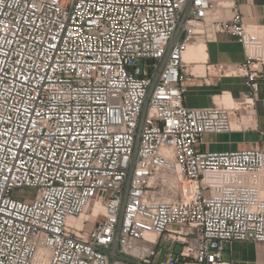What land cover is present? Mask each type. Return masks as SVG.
I'll return each instance as SVG.
<instances>
[{"label": "built area", "instance_id": "2783aa9c", "mask_svg": "<svg viewBox=\"0 0 264 264\" xmlns=\"http://www.w3.org/2000/svg\"><path fill=\"white\" fill-rule=\"evenodd\" d=\"M218 5L0 0V264H231L225 244L264 245V149H202L264 83V25ZM210 32L243 60L195 74L183 52ZM217 73L244 78L237 104L187 106L188 81Z\"/></svg>", "mask_w": 264, "mask_h": 264}, {"label": "crops", "instance_id": "0c3cea01", "mask_svg": "<svg viewBox=\"0 0 264 264\" xmlns=\"http://www.w3.org/2000/svg\"><path fill=\"white\" fill-rule=\"evenodd\" d=\"M226 0H216L220 5H228ZM230 1V0H228ZM233 7L236 8L244 17L246 23L264 25V4L263 0H231ZM230 5V7H231ZM219 6V5H218ZM229 7L231 11L232 8ZM230 11H223L224 18L230 17ZM232 37V36H231ZM220 33L210 43V53H207V67L204 71L207 73L211 65L217 63H233L243 60V51L239 42L232 37ZM199 43V42H198ZM205 45L204 42H200ZM205 59V60H206ZM187 62V61H186ZM193 62V61H192ZM196 62V61H195ZM194 67V66H193ZM264 74V67L262 68ZM248 90L245 80L242 77H216L213 75H204L202 78H192L188 81L187 90L184 94V103L187 106H209L217 97L226 92L232 95V99L243 95ZM256 125L252 129L242 128L234 124L232 125L233 133L242 135V139L236 141L237 144L243 145V149L262 148L264 149V83L261 80L258 96L255 99L254 116ZM241 123V120H240ZM231 133V132H226ZM204 141V140H203ZM223 144V143H221ZM236 144V143H230ZM220 151V150H208ZM240 248L238 245H231L229 251L225 247V259L231 261V264H264V245L255 243V254L248 251L249 245H243L245 252L237 253Z\"/></svg>", "mask_w": 264, "mask_h": 264}, {"label": "rangeland", "instance_id": "374dc122", "mask_svg": "<svg viewBox=\"0 0 264 264\" xmlns=\"http://www.w3.org/2000/svg\"><path fill=\"white\" fill-rule=\"evenodd\" d=\"M225 2H227V4H228V5H225L226 7H223V8L221 6H217L216 7L217 8V18L218 19H225L224 18L225 16H223V11H230L229 7L232 4V1L231 0L230 1L226 0ZM229 13L231 14V11ZM220 33H224V32H216V33L210 32L207 37H205V38H196L193 41H191L190 43L198 45V44H202L200 42H204L206 44L207 53H210V50H209L210 49V43ZM224 34L230 36L227 33H224ZM195 64H197V66H198V67H196V69L199 68V70H201V66H199L200 63L187 62L189 70L192 71V72L194 71L193 73H195V74H199L200 71H197L196 69L193 70L195 68V67H193V66H195ZM202 64H204V66H205L204 68L206 69V67H207V59ZM217 64H220V63H217ZM210 68H212V67H210ZM216 77H219L218 73H217ZM242 104H243L242 102L238 103V105H240V106H242ZM241 115H242V117L240 119L241 123L239 124L240 127L247 128V129H252L253 127H255V125H256V118L255 117H253L252 119H249L248 117L245 116L244 112H242ZM242 138L243 137H242L241 134L233 133V132H231V133H207V134H205L203 136V140L204 141H203L202 149L203 150H239V149L247 148V147H244L243 145L237 144L236 141H238V140H240ZM221 143H223V144H221ZM230 143H236V144H230ZM21 194L24 195V196H32V194H34V191L32 189H25V190L22 191ZM94 219L96 221L101 219V211L98 212V214L94 217ZM89 225H90V223L87 224V225H84L83 231L88 230ZM231 245H237V246L239 245L240 246V248H238L236 250L237 253L245 252L246 249L243 248V245H249L248 251L250 253H252V254H255V242H252V241H233V242L225 244V247H227L228 251H229V247ZM172 249H173V251L175 253H178L180 251V249H181V245L177 244V243L173 244L172 245ZM167 250H168V245L166 243H164V242H160L158 247H157V255L154 257V259H162V258H164L165 255H166ZM224 256H226V252H224Z\"/></svg>", "mask_w": 264, "mask_h": 264}, {"label": "bare ground", "instance_id": "6f19581e", "mask_svg": "<svg viewBox=\"0 0 264 264\" xmlns=\"http://www.w3.org/2000/svg\"><path fill=\"white\" fill-rule=\"evenodd\" d=\"M219 4V2H217ZM220 5V4H219ZM197 44V43H196ZM207 53H206V47L204 44H198L195 45L193 43H189L185 49V51L183 52V60L187 61V62H195V63H200L199 66H201V70H199V68L196 69L197 64H195V68L193 70H197L200 71L199 74H203L205 71V66L204 64H202L205 59H206ZM202 64V65H201ZM194 72V71H193ZM220 100V101H219ZM215 102L218 105H223V106H227L230 107L232 105H236L237 101L234 100V98L232 99V95H230L229 93H222L220 94L217 99H215ZM248 117V116H247ZM249 119H252L253 117H248ZM234 124H237L240 128L239 123L233 122ZM99 211H103V207L100 204H96L92 207V214H88L86 212L82 213V215L79 218H70L69 219V224H76L78 227L82 226V221L88 217H95ZM155 236L154 235H148L147 239L150 241H155Z\"/></svg>", "mask_w": 264, "mask_h": 264}]
</instances>
